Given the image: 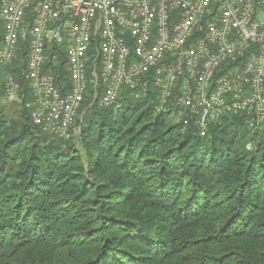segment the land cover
Listing matches in <instances>:
<instances>
[{"label": "trees", "instance_id": "obj_1", "mask_svg": "<svg viewBox=\"0 0 264 264\" xmlns=\"http://www.w3.org/2000/svg\"><path fill=\"white\" fill-rule=\"evenodd\" d=\"M15 53L0 71V264H264V124L222 116L201 137L177 107L157 113L151 83L99 107L88 76L70 138H57L31 122L27 45ZM64 65L60 52L66 89Z\"/></svg>", "mask_w": 264, "mask_h": 264}, {"label": "built area", "instance_id": "obj_2", "mask_svg": "<svg viewBox=\"0 0 264 264\" xmlns=\"http://www.w3.org/2000/svg\"><path fill=\"white\" fill-rule=\"evenodd\" d=\"M0 21V71L26 44V107L43 133L70 138L88 76L102 88L99 107L151 83L157 113L177 107L201 137L222 116L264 124V0H0ZM60 52L66 89L52 70ZM4 78L15 100L18 83Z\"/></svg>", "mask_w": 264, "mask_h": 264}, {"label": "rangeland", "instance_id": "obj_3", "mask_svg": "<svg viewBox=\"0 0 264 264\" xmlns=\"http://www.w3.org/2000/svg\"><path fill=\"white\" fill-rule=\"evenodd\" d=\"M3 104H5L10 112H14L16 106L12 105L10 102L4 101Z\"/></svg>", "mask_w": 264, "mask_h": 264}]
</instances>
